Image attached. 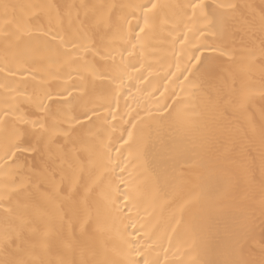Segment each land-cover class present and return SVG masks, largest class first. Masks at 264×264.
<instances>
[{"label": "bare ground", "instance_id": "bare-ground-1", "mask_svg": "<svg viewBox=\"0 0 264 264\" xmlns=\"http://www.w3.org/2000/svg\"><path fill=\"white\" fill-rule=\"evenodd\" d=\"M197 2L0 0V29L5 4L17 6L9 20L28 18L33 10L22 6L42 3L61 13L74 5L83 22L69 25L65 16L62 30L51 26L63 47L35 34L16 44L0 31V116L15 103L38 119L42 113L24 102L31 95L71 129L56 138L71 166L58 154L49 159L43 142L8 159L0 132V260H264V0H203L209 14L218 3L240 6L224 39L209 34L199 10L192 15ZM31 22L49 30L43 16ZM242 91L252 93L243 110ZM18 215L28 226L5 247Z\"/></svg>", "mask_w": 264, "mask_h": 264}, {"label": "snow or ice", "instance_id": "snow-or-ice-1", "mask_svg": "<svg viewBox=\"0 0 264 264\" xmlns=\"http://www.w3.org/2000/svg\"><path fill=\"white\" fill-rule=\"evenodd\" d=\"M5 9V24L3 29L0 31L3 32L6 38L14 37L15 43L19 44L24 37L31 38L34 34L39 36H46L50 40L59 39L61 46H64V36L55 35L52 32L51 26L55 25L57 28H61L65 16L68 18L69 25L73 23L75 20L82 26V21L79 19V14L77 13L75 17L73 16L71 9L74 8V5H68L69 11L65 13H61L59 8L53 4H29L22 7H26L32 9L33 11L30 13L28 18L22 19L20 21L9 20L8 19V10L10 8H15V5H3ZM157 5L153 3L151 5V9H155ZM192 8V15H196V11H200V15L205 21V29L209 30V34L212 36H218L221 39H224L226 36H232L233 33L230 31V26L232 22L235 20L237 15V9L240 7L235 3H218L215 5V9H219L218 12H214L213 14H209L207 12V5L203 3V0H198L197 3L189 5ZM149 9V11L151 10ZM43 16L47 19L50 27L48 31H45L42 27H34L32 24L33 18H39ZM15 23V31L10 32L8 29L9 24ZM147 23V19L145 20ZM247 25L248 30L250 32L253 31V25L244 21ZM143 31V28L141 29ZM203 31V30H201ZM254 35V32H253ZM255 42V41H253ZM79 45H74V47H78ZM259 47H260V57L264 59V11L261 12L260 15V38H259ZM220 55L227 56L230 60L235 59L233 52H228L224 47H217L215 49ZM248 59L250 61H254L256 59L255 55L249 52ZM196 60L199 61L200 57L197 56ZM46 97L50 100L51 93H46ZM70 95V94H69ZM261 95L264 96V90L261 91ZM252 93L249 91H242L241 94L236 99V106L240 109H245L251 100ZM15 99V97H13ZM25 103L30 106H34L36 110L42 115L38 119H30L27 112L20 108L19 104H12L10 106V111L6 110L4 115L0 116V132L3 133L4 141H5V156L8 159L16 156L17 153H22L25 151L35 152L38 149V145L43 142L45 152L48 154L49 159H53L54 155H59L62 162L69 163L65 158V154L63 152V146L56 145V138L59 136H64L67 138L71 129H62L58 126V116L57 114L51 111V107L49 104L45 103L44 100H36L33 99L31 95L25 97ZM12 116V122L9 123L7 117ZM51 121V123H49ZM25 136L35 137V145H27L25 143ZM56 146V153H53V147ZM11 153V156L8 154ZM57 195H59V190H57ZM5 212H10L9 209H5ZM8 220L6 218V224ZM28 219L24 215H18L15 218V222L12 223L10 228L6 227L4 233V245L7 247L8 243L11 241L13 234H15L16 238L19 239L23 230L28 226ZM45 237H47L48 233L45 232ZM46 243V240H45ZM34 247V246H33ZM0 264H36L35 261L23 260V259H7L0 260ZM82 264H91L88 260H83ZM99 264H108L107 261L99 262ZM130 264H139L138 261H132ZM144 264H149L147 260H145ZM234 264H255L254 261L241 260L236 261ZM260 264H264V260L260 262Z\"/></svg>", "mask_w": 264, "mask_h": 264}]
</instances>
